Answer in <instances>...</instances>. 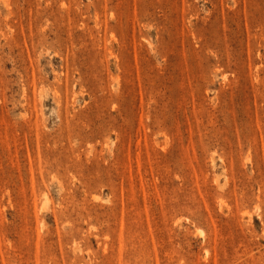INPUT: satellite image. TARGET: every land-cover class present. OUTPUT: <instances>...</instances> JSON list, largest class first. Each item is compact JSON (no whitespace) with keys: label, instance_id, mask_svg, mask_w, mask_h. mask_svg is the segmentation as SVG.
<instances>
[{"label":"rangeland","instance_id":"374dc122","mask_svg":"<svg viewBox=\"0 0 264 264\" xmlns=\"http://www.w3.org/2000/svg\"><path fill=\"white\" fill-rule=\"evenodd\" d=\"M0 264H264V0H0Z\"/></svg>","mask_w":264,"mask_h":264}]
</instances>
